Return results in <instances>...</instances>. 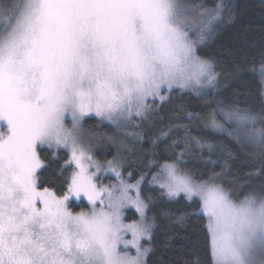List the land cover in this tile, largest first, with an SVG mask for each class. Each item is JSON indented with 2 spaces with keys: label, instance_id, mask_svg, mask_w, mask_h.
Masks as SVG:
<instances>
[{
  "label": "snow or ice",
  "instance_id": "obj_1",
  "mask_svg": "<svg viewBox=\"0 0 264 264\" xmlns=\"http://www.w3.org/2000/svg\"><path fill=\"white\" fill-rule=\"evenodd\" d=\"M222 9L201 10L187 0H13L0 10V122L6 126L0 129V264H147L152 249L141 241H151L155 224L146 215L154 201L142 196L145 174L129 183L122 159L96 160L82 121L94 114L123 131L138 127L136 118L146 120L155 101L174 89L217 88L216 62L198 55L197 46ZM260 72L259 110L247 105L224 112L217 101L207 120L192 113L188 119L223 131L215 118L221 111L235 124L227 135L264 166V57ZM175 127H184V136L169 147L182 143L183 149L149 183L159 184L169 200L199 198L210 264H264V186L240 198L220 182L223 170L204 179L182 168L194 146L211 151L214 145L187 126ZM43 146L53 159L68 150L61 168L72 172L60 195L38 183L48 167ZM101 173H113L117 182L102 184ZM70 197H85L91 207L73 211ZM128 206L139 220L124 222ZM182 264L203 261L195 256Z\"/></svg>",
  "mask_w": 264,
  "mask_h": 264
},
{
  "label": "trees",
  "instance_id": "obj_2",
  "mask_svg": "<svg viewBox=\"0 0 264 264\" xmlns=\"http://www.w3.org/2000/svg\"><path fill=\"white\" fill-rule=\"evenodd\" d=\"M13 0H0V10L6 9ZM195 8H215L223 5L221 16L212 25L211 32L203 43L197 46V53L203 58L216 62L218 77L217 88H210L196 94L191 90L174 89L168 99L156 104L149 120L133 126L132 133L143 134V139L135 135L131 138L130 153L126 154L127 165L123 167L125 175L131 173L129 180L135 183L141 174L142 196H151L153 203L146 209L150 221L154 217L155 227L151 241L144 239L152 249L147 256V264H182L183 260L199 256L203 264H210L209 237L206 231L207 217L203 214L199 198L188 201L183 194L174 200L161 196L157 184H151L152 176L161 172V166L173 162L176 154L183 149V144L173 150L169 147L173 140L184 136L185 128L177 129L175 125L187 126L192 136L207 140L214 145L209 151L206 147L199 150L193 147L191 156L186 155L181 167L191 169L196 177L207 179L213 172H221L224 187L243 198L252 189L264 186V166L260 157L251 149L241 150L226 132L205 127L201 120H189L188 113L200 114L207 120L208 114L216 108V102H222L223 110L234 107L244 108L252 105L260 109L259 81L261 79V57H264V0H187ZM4 13L0 11V26L3 25ZM213 22V21H212ZM240 71L235 72L236 66ZM219 114L220 111L216 112ZM84 126L91 131L101 132V143L96 149L103 159L111 158L120 146L115 138L114 127L99 118L88 116ZM167 133V135H161ZM104 134H107L105 136ZM113 139L109 140L107 137ZM121 138V137H119ZM152 140L156 144H152ZM101 147V148H100ZM119 150V149H118ZM48 167L42 170L38 183L55 190L59 195L66 191L65 177L70 176L72 167L62 170L63 161L69 157L68 151L59 149L58 158L53 159L51 150L46 146L39 149ZM125 151L124 153H126ZM129 155V156H128ZM79 202V201H78ZM148 203V200L145 199ZM75 210L87 207L84 200L77 203L71 198ZM124 221L139 220V213L128 206L124 210ZM168 213V215H164ZM183 215V221L179 217Z\"/></svg>",
  "mask_w": 264,
  "mask_h": 264
},
{
  "label": "rangeland",
  "instance_id": "obj_3",
  "mask_svg": "<svg viewBox=\"0 0 264 264\" xmlns=\"http://www.w3.org/2000/svg\"><path fill=\"white\" fill-rule=\"evenodd\" d=\"M190 7H193V6H191L190 5ZM218 21V19L217 20H214L213 22H212V25L214 24V23H216ZM211 25V26H212ZM210 26V27H211ZM198 33H199V29L198 28H196V27H194L193 28V30H192V32H190V36H192V38L193 39H196L197 38V35H198ZM262 75V74H261ZM211 87H208V88H201V89H199V92L201 91V92H205V90H207V89H210ZM172 94V92L171 93H168L167 95L168 96H170ZM160 102H162V101H160L159 99H157L156 101H155V104H159ZM224 112H227V111H229V110H223ZM89 116H94V117H96L94 114H89ZM150 116H151V112L150 113H148L147 114V119L146 120H149L150 119ZM86 118H88V116L87 117H85L84 118V120L86 119ZM98 118V117H97ZM215 118H216V120H217V122L219 123V124H222L223 126H224V129H223V132H226V133H228V131H230L232 128H234L235 127V124H233L232 122H230V121H228L227 120V118L224 116V114L220 111V113L218 114L217 113V115L215 116ZM100 119V118H99ZM84 120L82 121V123H83V125H84ZM146 120H144V121H146ZM100 121L101 122H107L108 124H111L110 122H108V121H106V120H101L100 119ZM142 121L143 120H141L140 118H136V120H135V124L136 125H138V124H140V123H142ZM68 123L70 124V120L68 121ZM112 125V124H111ZM115 129H114V131H115V138H117V139H123V141L122 140H120V146H118L119 148V150L117 149V152L113 155V156H111V158H108V159H103L102 157H100V155H98V151L96 150L97 148H98V146H100V143H101V139H100V137H101V132L99 131V132H96V131H91V129H87L85 126H84V134H85V137L88 139V140H91L94 144H95V147H94V150H93V153H92V155L94 156V158L96 159V160H98V161H101V162H105V161H107V160H113V158L115 157V158H117V159H122L123 161H124V166H126L127 165V160H126V154L128 153V151H129V153L131 152L130 151V148H129V146H130V143H129V141L131 142V137L133 136V135H127V133H132V131L134 130V127L133 126H129V127H127L126 129H124L123 131H119V130H117L116 129V127L114 126V125H112ZM6 126L3 124V122H0V129H3V128H5ZM215 130H219V129H215ZM219 131H221V130H219ZM119 137H121V138H119ZM97 141H99V143H96ZM47 147V146H46ZM101 148V147H100ZM61 149H63V148H61ZM65 151H66V149H64ZM68 151V150H67ZM125 151H127L126 153H124ZM128 153V154H129ZM129 156V155H128ZM69 158V157H68ZM67 159V158H66ZM166 163H172V162H166ZM123 167L120 169V171H121V173H122V176H123V178H125L129 183H132V181H130L129 180V174H127V175H125L124 173H123ZM71 172H72V169H71V171H70V175H71ZM99 176H100V182L102 183V184H104V185H110V184H113V183H116L117 181H116V177H115V175L113 174V173H101V174H98ZM68 177H70V176H68ZM164 177L163 176H161L160 177V179H163ZM155 185V184H154ZM158 186H159V184H157ZM50 189V188H49ZM50 190H52L53 192H55V190H53V189H50ZM56 193V192H55ZM57 194V193H56ZM133 194H134V191H133ZM58 195V194H57ZM60 195V194H59ZM71 198H74V199H76L77 200V203H79V202H81V200H84L85 201V203L87 204V207H79V209L78 210H75L73 207H72V205H71ZM79 201V202H78ZM69 206H70V208H71V210H73V211H76V212H78V211H81V210H87L88 208H90L91 206L89 205V203H88V201H87V199L85 198V197H81V198H76V197H70V199H69ZM130 207H133V206H130ZM134 208V207H133ZM139 219H140V217H139ZM125 223H132L133 221H124ZM127 238L128 239H131V234L129 233L128 234V236H127ZM144 239H142V241H143ZM141 241V242H142ZM146 247H149L150 245L148 244V243H144V242H142ZM133 251V254H134V249L132 250Z\"/></svg>",
  "mask_w": 264,
  "mask_h": 264
}]
</instances>
